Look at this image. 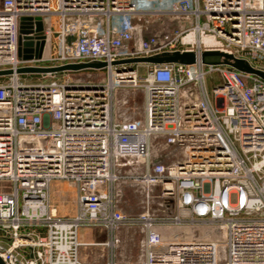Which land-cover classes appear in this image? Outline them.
<instances>
[{
    "label": "built area",
    "instance_id": "1",
    "mask_svg": "<svg viewBox=\"0 0 264 264\" xmlns=\"http://www.w3.org/2000/svg\"><path fill=\"white\" fill-rule=\"evenodd\" d=\"M165 15L183 28L145 36L136 22ZM38 17L42 57L23 60L21 19L37 41ZM214 52L253 71L205 63ZM178 55L193 58L133 62ZM88 64L99 66L16 73ZM0 71L13 72L0 75L5 264H86L80 232L91 228L110 235L106 264H123L122 227L142 234L134 264H264V0H0ZM85 71L96 77L69 75ZM57 181L77 188L73 216L51 204ZM121 184L142 191L143 213L119 210Z\"/></svg>",
    "mask_w": 264,
    "mask_h": 264
},
{
    "label": "rangeland",
    "instance_id": "2",
    "mask_svg": "<svg viewBox=\"0 0 264 264\" xmlns=\"http://www.w3.org/2000/svg\"><path fill=\"white\" fill-rule=\"evenodd\" d=\"M158 8H162L160 5ZM139 29L143 35H155L161 33L173 34L176 30H181L183 25L180 23L179 17L165 15L161 18L147 17L146 19H139L136 21ZM34 66H42V63L35 64ZM141 74L145 73L144 69L140 70ZM95 73L92 71H85L81 73H71V77H80L86 75H92L94 78ZM40 76L38 74H32L27 76V81H35ZM210 78V77H209ZM5 80L0 78V81ZM215 85L211 84L208 80L206 81V90L211 95L212 89ZM163 146L161 141L155 142V148L159 149ZM8 182H1L0 186H9ZM77 188L74 184L65 181H57L51 185L50 188V200L51 204L56 208L58 216H73L77 211ZM119 196H117L118 208L126 215H139L146 209L145 196L140 189L135 186L121 184L118 187ZM158 191L154 189V199L151 200V208L153 210L158 209L161 204L157 200ZM156 198V199H155ZM117 242L113 249L115 254V260H120L123 264H134L137 261L139 255V243L142 239V234L137 227H122L116 232ZM107 247V246H106ZM109 250V249H108ZM96 247H91L86 252L93 254L97 252ZM111 251V250H110ZM92 252V253H91Z\"/></svg>",
    "mask_w": 264,
    "mask_h": 264
},
{
    "label": "water",
    "instance_id": "3",
    "mask_svg": "<svg viewBox=\"0 0 264 264\" xmlns=\"http://www.w3.org/2000/svg\"><path fill=\"white\" fill-rule=\"evenodd\" d=\"M33 22V18H22L20 23V47H19V57L23 60H33L40 59L44 50V41H43V22L42 18H36V31L39 34L37 41L28 40L26 35L30 33L28 24ZM23 36H25L23 38ZM205 63H219L222 59L227 61H232L235 65L240 66L243 69L253 71L248 67L243 61H240L233 56L228 54L214 52V53H204L202 54ZM193 55H178L170 58H159V59H148V60H138L133 62H154V61H168V60H179V59H191ZM132 62V63H133ZM99 65H70L64 67L56 68H28V69H18L17 74L31 73V74H44V73H61L66 71H77L84 68H90ZM13 74L12 71H0V75H10ZM168 181V178H166ZM87 202L97 201V197H87ZM0 264H5L4 261L0 258Z\"/></svg>",
    "mask_w": 264,
    "mask_h": 264
},
{
    "label": "crops",
    "instance_id": "4",
    "mask_svg": "<svg viewBox=\"0 0 264 264\" xmlns=\"http://www.w3.org/2000/svg\"><path fill=\"white\" fill-rule=\"evenodd\" d=\"M80 239L85 244L80 249V258L84 263L106 264L111 260V251L105 244L110 240V235L106 230L101 228L83 229L80 232ZM91 247H96L98 251L93 254L86 252ZM118 262L121 261L118 260Z\"/></svg>",
    "mask_w": 264,
    "mask_h": 264
},
{
    "label": "bare ground",
    "instance_id": "5",
    "mask_svg": "<svg viewBox=\"0 0 264 264\" xmlns=\"http://www.w3.org/2000/svg\"><path fill=\"white\" fill-rule=\"evenodd\" d=\"M205 42L212 43V42H214V39H212V38H205Z\"/></svg>",
    "mask_w": 264,
    "mask_h": 264
}]
</instances>
